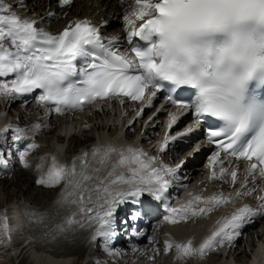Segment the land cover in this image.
Masks as SVG:
<instances>
[{
  "label": "snow or ice",
  "instance_id": "1",
  "mask_svg": "<svg viewBox=\"0 0 264 264\" xmlns=\"http://www.w3.org/2000/svg\"><path fill=\"white\" fill-rule=\"evenodd\" d=\"M58 3L69 5L72 0H58ZM130 7L131 12L124 17L131 26L129 43L138 37L147 45L131 47L132 56L117 50L115 37L105 43L98 28L87 20L70 23L53 35L38 28L35 20L21 18L12 11V5L0 0V78L14 77L10 81L0 79V96L15 98L40 90L38 103L54 104V111L63 112L108 97L123 96L140 101L146 90L159 91L161 81L168 82L173 92L187 87L192 90L189 100H177L172 95L167 99L181 109V114H191L198 125L211 121L204 130L208 143L216 149L208 156V168L212 170L209 179L218 178L215 165L221 153L236 160H247L249 167L240 186L245 191L237 190L235 195H252L254 189L247 191L249 177L253 183L257 182V173L264 179V99L256 93L257 87L264 88V0H134ZM135 21H141L138 28ZM156 91L148 97V106ZM142 113L143 109L137 112V117ZM178 119V115L170 114L169 130ZM197 130L189 127L176 136L166 133L160 150L163 152L170 141ZM15 131L17 135L13 138L20 139L19 133L24 129ZM35 147V144L28 145V149ZM114 151L106 149L100 162H106ZM26 155V151L19 154L24 168L29 167ZM155 159L141 149L121 151L112 167L126 166V173L117 174L107 183L102 180L99 187L83 189L70 201L82 203L85 193H97L98 207L89 204L79 209L86 213L90 224L96 225L93 239L102 237L107 244L115 235L116 209L128 203L139 205L145 193L164 203L167 212L164 220L170 224L207 215L229 202L230 198L222 194L207 198L195 196L178 208L170 207L165 194L172 182L170 178L178 179L180 165L152 167ZM0 164L6 165V161L0 159ZM81 164L87 166L83 159ZM229 174L235 185L237 170L221 167L220 177ZM108 176L112 177L113 173L109 172ZM92 178L83 169L77 172L75 164L66 168L53 163L35 183L51 188L66 181L76 190L83 181ZM118 185L127 187L118 188ZM67 195H74V191ZM257 199L260 201L257 208L244 205L230 217L217 221L219 227L198 248H193L190 240L176 244L178 256L183 258L194 253L203 256L225 240L232 241L251 217L264 215V196ZM195 203L210 207L197 210L192 207ZM140 215L138 211L126 214L120 226L130 227V222L134 223ZM0 228V235L11 239L7 218L0 222ZM172 247L166 242L165 251Z\"/></svg>",
  "mask_w": 264,
  "mask_h": 264
},
{
  "label": "bare ground",
  "instance_id": "2",
  "mask_svg": "<svg viewBox=\"0 0 264 264\" xmlns=\"http://www.w3.org/2000/svg\"><path fill=\"white\" fill-rule=\"evenodd\" d=\"M3 2H5L9 5H12V11H14V12H16L17 8H20L19 5H21V4L23 7H25L26 5H29V9H31L29 11V13H34V15L32 17H36L37 19H39V18L44 19L46 21V23L49 25V26L46 25L48 28H53V27L58 26L59 24L62 23V19L69 18L71 16L81 17L84 15L89 16L90 18H92L95 21L99 20L100 18L102 20H106V21L113 20V24L117 25V20H118L117 14L121 10V8L123 9V12L125 14L130 13L132 10L130 7L132 5V3H131L132 0H127L123 4H120L117 0H73V2H72L73 4L69 8H62V9H57L54 6V4L51 2V0H14V3H12V1H9V0H6V1L4 0ZM53 12H57V16H53ZM16 13L21 18H25L24 13L22 11H18ZM49 13H52V15H49ZM112 29L119 31V29L116 27H111V30ZM11 106H13V105H11ZM84 111H88V110H84ZM106 113H104V114H106ZM104 114L103 113H101V114L97 113V114H94L93 116H91V115H87V112H84L82 114V116H80V118H82V117L86 118V121H88L90 124L91 123H92V125L96 124V125H94L96 127V130L97 129L103 130V128H107L106 130L110 129V131H111L108 133L107 136H104L102 131H100L98 133L96 132L97 144H95V146L98 149L96 155L99 156V159H101V157H102V155L106 149H109L110 147H112V145H120L121 144L120 141L115 139L114 131L111 128L112 122L110 123V120H108V116H106ZM80 118L77 119L79 121L75 122V124H73V122H71L70 126H67L64 123V121H60L59 123L55 124L52 129H48L47 130L48 132L45 131L47 134L51 133V135H50L51 138L49 139L48 143L50 141H51V143L53 142L52 145L47 144V148H46V149H48L47 151H49L51 153L52 150H55V152H57L58 148H61V146L64 143H67L66 144L67 145V152L75 151L76 148L80 147V146H83V147L86 146L90 142V140L92 139L91 134H89L88 132H83V131L81 132L82 133L81 136H83V137H85V135L89 134V137L84 142H81V140H79V138H77V135H75L74 132H72V134L66 138V132L67 131H69L71 129L72 130L77 129L79 127L80 123H82ZM48 123L51 124V123H55V122H49V120H48ZM151 123H153V122L151 121ZM39 124H40V121H39ZM153 125H154V123H153ZM74 137L76 138L75 140H74ZM72 138H73V140H72ZM66 139H67V141H66ZM110 140H111V143H104L103 145L98 144L101 141L110 142ZM4 143L7 144V140H4ZM70 144H73V145L69 147ZM74 147H76V148H74ZM176 147H178V146H176ZM73 148H74V150H73ZM94 149L95 148H90L87 151L88 157L91 160H93V159L95 160V156H93L91 154ZM196 156H197V152H195L194 158H196ZM45 158H46V160H44ZM55 158H57V155ZM99 159L94 161L93 163L92 162L91 163L93 165L94 164L97 165V163L99 162ZM193 159L185 160L183 162L182 166L177 170V174L179 175V178H180L179 183L180 184L182 183L185 186V188L187 187V185H189V183L195 178V176L197 174V167L195 165L198 162V160L197 159L193 160ZM48 160L49 159L47 156H43L41 159L42 164L46 165ZM68 165H70V164L68 162H65L64 166H68ZM76 169H78V168H76ZM108 171H109V169H108ZM28 172H30V173H36V172L43 173L41 171V169H33V167H30V169L27 172L26 171H18V173L15 174L11 180L0 179V180H2V181H0V187L3 186L4 188L2 187V189H5V188H7L8 184L19 183V182H16V180H18L19 177H22V180L25 181V184H27V180H28L29 184L32 186V184H34L33 181L37 180L39 178V175L29 174ZM88 183H89V181H85V183L81 184V186L86 185ZM204 184L207 185V183H205L204 181H198L197 183L191 185L189 190H191V191H193L195 189L198 190ZM229 184L227 182H223L222 184H220V186L222 188H227L230 186ZM34 187H37V186H34ZM42 187H45V186H42ZM210 188H212V185ZM37 189L38 188H36V190ZM21 190L27 191V186L22 187V185H21V187L18 189V191L21 192ZM28 190H29V193H28V197H29V195L31 194V191H30L31 189H28ZM180 190L184 191L185 189H184V187L181 186ZM51 192H52L51 190H45V191L39 190L40 195H36V198L33 199V200H35L34 203L37 205H40V206H45L46 200H47V198L50 197ZM6 196H7V194H4L5 198H6ZM245 197H247L248 199L249 198L251 199V197H249V195H247ZM15 199L18 200V202L20 201V198H15ZM29 199H30V197H29ZM230 200H231V198H230ZM249 203L250 202H248V204ZM251 203L255 208H257V205L255 206L253 204L252 200H251ZM234 204L236 205V203H234ZM224 208H225V210H222ZM229 210H230V207H229L228 203H224V204H221L218 207H216L214 211L209 212L207 215L193 216L190 219H188L192 223H197L198 225H200L199 227L204 228L202 233L200 232V234H199L200 237L203 235L204 238L202 239V241L199 244L193 245V248H198L199 245L204 241V239H206L208 236H210L212 231H214L217 227H219V225L217 224V221H222L225 216L227 217ZM51 212H52V210H51ZM155 213H157V212H155ZM155 216L158 217L157 214H155ZM213 217H214V221L212 220ZM259 217L263 218L264 215H257L255 217H251L248 222H245L246 224L243 228V232L241 233L240 238L237 239L235 241V243L233 242L234 248L231 251V254H232L233 258H235L236 260H239V264H264V239L257 246L258 249L261 248V251L255 252L253 254L252 261L249 263H247V261L249 259L247 254L244 253V255L243 254L240 255L241 250H239L240 249L239 245H240L241 241H244V244L246 245V246H244V244H242V247L244 246V247L249 248L250 246H254L253 235L257 239L260 235V233L258 231H255V228H254L255 224H257L259 222ZM47 218H45L44 220H46ZM69 224H72V223H69ZM211 224H215L216 227L212 231H208V227ZM45 226L49 227V224L47 223V224H45ZM155 226L158 229H161V225L159 224V222ZM188 226H190V227H188ZM185 227H187L189 229V228H191V225L185 224ZM52 229L54 230L53 227H52ZM251 229L254 230L252 232V234H250ZM184 231H187V229H184ZM77 235H80V236L77 237V239L73 245L66 244V243L61 244L59 241H58V243H56L55 248L53 249V250H55V252H53V253H56V254H53V256L56 257V259L59 258V260H54L55 258L54 259L49 258V255L48 256L43 255V257H47V259H45V260H47V261L49 260V261L48 262H41V263L37 262V264H66L67 261H71L70 264L81 263L82 255H83V251H84L85 238H84L82 233H78ZM151 237L153 240H156V241L158 240V238L155 236V230L154 229L151 230ZM36 240L34 241L35 244H36ZM77 243H80V245H76ZM75 245L78 246L77 249L74 248ZM38 247H39V249L38 248H31V252L36 257H38V259L39 258L41 259L40 255H42L44 253L43 252L44 250H43L42 246L38 245ZM216 248H218V250H220L222 252L225 251L224 245H219L218 247L216 246ZM21 249H22V247L20 248L18 255L21 253ZM78 250L81 252H79ZM46 252H48V251H46ZM242 252H243V249H242ZM72 254L75 255V259L69 258L70 255H71L70 257H72ZM231 254H229V256H231ZM206 255H207L206 260L207 259H210V260H213V259L217 260L218 259V258H214L217 256L216 251H208V252H206ZM245 258H246V261H244ZM50 259H51V261H50ZM243 261H244V263H241ZM220 262H222V261H220ZM223 262H225V260ZM159 264H160V262H159ZM223 264H226V263H223Z\"/></svg>",
  "mask_w": 264,
  "mask_h": 264
},
{
  "label": "rangeland",
  "instance_id": "3",
  "mask_svg": "<svg viewBox=\"0 0 264 264\" xmlns=\"http://www.w3.org/2000/svg\"><path fill=\"white\" fill-rule=\"evenodd\" d=\"M46 132H48V131H46ZM46 134L47 133H45L43 136H41L40 140H38L39 141V149H38L39 154L37 152V154H34L32 156L35 158L34 164L39 163V160L42 157L40 159H38V158L48 152L47 151L48 149H46L47 144L52 145V143H53V142L51 143V141L48 143L49 139L51 138V136H50L51 133H48L47 135ZM76 134H77V138H79V140H81V142H84L89 137L90 133L88 135H85L84 139H83V136H80V133H76ZM91 134H94V133H91ZM75 139L76 138L74 137V140ZM72 140H73V138H72ZM66 144L67 143H64L61 146V148H58L60 155L68 154L64 150L67 148ZM72 145L73 144H70L69 147ZM74 148H76V147H74ZM74 148H73V150H74ZM75 151H73V152H75ZM94 151L97 154V151H98L97 147H95V149L92 151V153ZM75 154H76V152H75ZM78 162H79V164H78L77 172L80 171V167H81V162L80 161H78ZM93 162H94V159H93ZM27 171H28V168L26 169V172ZM12 178L13 177L9 178L8 180H11ZM16 182H19V183L8 184L7 188H5V189H2L3 186L0 187V212H2V210L5 206H7L4 204L11 202L12 199L20 198V201L28 202L29 203L28 205L34 206L35 200H33V199L36 198V195H40L39 190H42V191L51 190L52 192L50 193V196L52 194L56 193V196H57L56 202H54L51 205H48L47 208L44 209V219L47 217L48 218L44 221H43V219L42 220L41 219L40 220H34L32 218H28V224H29L30 230L32 232V235L34 234L33 236L37 238L36 244L45 248V250L43 249L44 253L42 255H40L41 259L40 258L39 259L41 261H42V259L44 261H46L45 259H47V257H43V255L44 256L49 255V258H51V259L55 258L54 260H59V258L56 259V257L53 256V254H56V253H53V252H55V250H53V249L55 248L56 243H58V241H59L61 244L66 243V244L73 245L75 243L77 237L80 236L77 234L81 233V232L83 233V232L89 230V228L91 227V224L89 222L85 223V221L84 222L81 221L79 223L73 222L72 224H69L67 221L68 220L67 217L71 216V209L73 206V204H71L70 201L72 199H75L77 197V195L80 194L78 192V189H76V190L71 189L67 185V182L62 183L61 185L59 184L58 185L59 187L56 188L55 190L53 188L45 189V188H41L40 186H38L39 188L31 186L29 184L28 180H27V184H25V181L22 180V177H19L18 180H16ZM83 183H85V182H82V184ZM21 185H22V187L27 186V191L21 190L22 193L20 191H18V189L21 187ZM36 188H38V189L36 190ZM28 189H31L30 190L31 194L29 195L30 199L28 197V193H29ZM69 191H74V195L68 196L67 192H69ZM4 194H7L6 198L4 197ZM51 210H52V212H51ZM1 217L2 216L0 214V220H1ZM48 222L52 223L54 230L52 229V227L45 226V224H47ZM81 225H83V226H81ZM188 227H190V226H188ZM184 229L185 228H182V231H184ZM203 230H204V228L201 230V233ZM74 231H77V232H74ZM0 237H1V235H0ZM48 239L53 241V243H47L45 240H48ZM10 240H13V237H11V239L7 238V241H10ZM3 245L6 246L7 243L4 242V243L0 244V246H3ZM76 245H80V243H77ZM76 245L74 246L75 249H77V247H78ZM46 249H48V250H46ZM46 251H48L49 253ZM84 251H85V248H84ZM84 251H83V253H84ZM27 252L25 255L24 254L13 255L11 258H8L7 255L10 256L11 252L6 250L5 248H0V264H21V263L22 264H29L30 261L26 258H27V254H29V253L32 254V252L31 251L30 252L27 251ZM79 252H81V251H79ZM70 256H69L70 259H75V255L72 254V257H70ZM39 259L36 258L37 261L41 262ZM51 259H50V261H51ZM162 260H163V264H177V263H170L169 258H163ZM186 264H217V263H213V260L207 259V260H201L198 263L195 262L194 260L187 261Z\"/></svg>",
  "mask_w": 264,
  "mask_h": 264
}]
</instances>
